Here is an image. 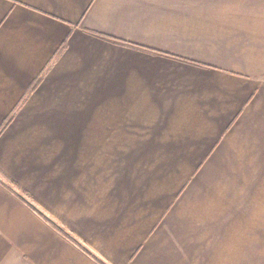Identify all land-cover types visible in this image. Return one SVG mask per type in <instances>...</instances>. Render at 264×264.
I'll list each match as a JSON object with an SVG mask.
<instances>
[{
  "label": "crops",
  "instance_id": "1",
  "mask_svg": "<svg viewBox=\"0 0 264 264\" xmlns=\"http://www.w3.org/2000/svg\"><path fill=\"white\" fill-rule=\"evenodd\" d=\"M264 215V0H0V264H248Z\"/></svg>",
  "mask_w": 264,
  "mask_h": 264
},
{
  "label": "rangeland",
  "instance_id": "2",
  "mask_svg": "<svg viewBox=\"0 0 264 264\" xmlns=\"http://www.w3.org/2000/svg\"><path fill=\"white\" fill-rule=\"evenodd\" d=\"M264 223V215H263ZM264 227V225H263ZM249 256H263V261H249L248 264H264V228L249 231Z\"/></svg>",
  "mask_w": 264,
  "mask_h": 264
}]
</instances>
